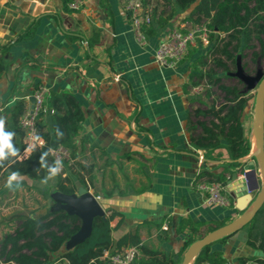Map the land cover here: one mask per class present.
Returning a JSON list of instances; mask_svg holds the SVG:
<instances>
[{
  "label": "crops",
  "instance_id": "0c3cea01",
  "mask_svg": "<svg viewBox=\"0 0 264 264\" xmlns=\"http://www.w3.org/2000/svg\"><path fill=\"white\" fill-rule=\"evenodd\" d=\"M80 1L78 9L63 10L61 0H0V45L10 43L0 55L6 65L0 76V118L5 120V129L15 133L12 143L17 145L19 155L23 133L18 125L20 116L15 117V103L23 101L25 110L30 106L28 98L40 85L58 97L74 99L82 115L74 137L78 169L64 171L74 181L76 191L61 195L99 197L103 215L113 213L109 222L113 243L126 232L134 233L140 245L156 251L152 257L156 256L158 262L172 258L182 264L189 257L187 264H192L201 247L198 241L221 228L209 231L217 221L227 226L253 208L264 183L260 166L248 159L252 148L249 155L239 158L241 166H229L222 148L214 150L211 158L204 156L201 165L197 161L201 149L192 148L187 121H194L193 110L201 108L196 100L199 95H192L190 89L197 79L193 74L201 69L197 58L205 53L196 51L174 68L159 66L153 57L172 29L187 31L198 26L193 17L188 18L190 8L180 10L166 0H144L145 8L154 9L146 27L154 31L146 33L147 42L141 47L130 28L126 0ZM29 26L32 32L16 40ZM196 47L197 43L188 51ZM47 97L46 112L38 119L42 131L50 130V115L56 112L48 109ZM223 168L234 171L226 182L231 207L208 203L193 187L197 174L219 173ZM251 170L255 171L253 175ZM242 171L247 172L246 185L256 183V190L247 191L240 177ZM1 172L5 184L0 189V214L6 216L14 212L12 208L15 212L20 208L17 195L6 205L8 193L18 187L21 195L24 184L37 193L40 180L19 173L9 189L5 185L13 172ZM77 174L84 183L77 181ZM46 178L56 190L55 179ZM240 203L242 207L238 208ZM64 205H54L47 211ZM184 218L201 226L196 234L199 239L180 254L189 236L188 228L177 231ZM164 222L167 230L162 229ZM240 224L225 242L211 245L212 250L222 252L228 264L261 256L245 243L247 226ZM77 242L72 236L52 252L51 264H69L61 255ZM140 256L151 257L148 253Z\"/></svg>",
  "mask_w": 264,
  "mask_h": 264
},
{
  "label": "trees",
  "instance_id": "16d2710c",
  "mask_svg": "<svg viewBox=\"0 0 264 264\" xmlns=\"http://www.w3.org/2000/svg\"><path fill=\"white\" fill-rule=\"evenodd\" d=\"M172 7L180 10L190 8L188 18L193 17L194 25H204L207 30V40L211 42V49L206 55L197 58V64L201 67L196 76L198 80H206L209 85H216L223 92V101L219 104L216 99L204 108L193 110L194 121H187L190 134V144L193 149L203 150L206 158L213 157L214 150L222 148L226 151L229 166H241L243 163L239 158L249 155L251 150L252 126L244 119L246 117V104L249 98L248 92L237 86H228L222 83L223 77H228L229 64L235 68L236 58L241 60L244 51L255 48L254 41L258 44V54L252 53L254 57L264 55V0H166ZM73 0H61L63 10H69V4ZM154 9H150L151 17ZM171 16V13L168 17ZM149 26V25H148ZM143 27L146 34L154 30ZM32 26L19 34L15 39H25ZM10 43L0 45V55L7 51ZM212 53V62L221 68L222 75L214 74L212 68L204 71L208 66L207 55ZM229 63V64H228ZM244 69V66H242ZM6 65L0 56V76L5 72ZM210 93L207 92V95ZM47 107L56 111L50 115V130H39L44 139V145L32 150L24 159H18L17 155H6L0 160V170L13 173H22L31 179L41 180L49 177V169L56 166L50 155L49 148L62 145L68 148L71 155L75 157L77 146L74 142L82 119L81 111L72 98L63 99L54 93L48 94ZM15 117L24 111V102L15 103ZM47 109V111H48ZM44 114V113H43ZM208 118V121L201 120ZM263 118H264V94H263ZM6 132H9L5 129ZM248 159L256 161L254 154ZM79 168H84L79 165ZM234 171L223 168L219 173L201 172L197 174L196 180L207 178L225 185ZM55 189L62 195H73L76 191L74 181L70 177H62L61 173L55 178ZM79 183H84L79 174L76 175ZM113 213L103 216H95L92 219L90 233L80 242L76 243L70 250L62 253L69 264H108L106 260H99L103 250H119L126 246H137L142 253H148L151 257L138 259L140 264H176L172 258L158 262L152 257L156 251L147 250L140 245L136 234L126 232L118 237L113 243L109 222ZM200 222H193L189 218L180 221L177 231L188 228L189 236L183 243L180 254L193 242L199 239L196 234L200 228ZM81 226V219L70 214L64 209H52L40 216L23 217L20 225L12 232H8L0 239V262L3 264H51L50 254L58 251ZM224 221H217L213 228L223 227ZM243 226H247V238L245 243L258 250L261 256H251L239 259V264L247 260L264 264V202L255 214L247 220ZM234 234H224L219 238L200 247L192 264H228L219 250H212L214 242L223 243Z\"/></svg>",
  "mask_w": 264,
  "mask_h": 264
},
{
  "label": "built area",
  "instance_id": "2783aa9c",
  "mask_svg": "<svg viewBox=\"0 0 264 264\" xmlns=\"http://www.w3.org/2000/svg\"><path fill=\"white\" fill-rule=\"evenodd\" d=\"M144 0H126L124 9L130 19V28L133 32L136 42L139 46H144L147 42V36L143 32V27L151 23L150 9L143 5ZM80 0H73L69 4V8L78 9ZM200 31V33H198ZM196 37H199L203 43H208L207 30L204 25H199L193 29L182 31L180 29H172L166 38L155 49L153 57L155 63L161 67H176L187 55L188 47L196 43ZM204 85L198 84L192 86L190 93L192 95H200L204 90ZM49 94L47 87L40 85L32 93L34 98L32 107L28 106L18 118V125L23 133V147L19 152L18 159H24L28 154L44 145V139L39 134L38 119L46 112L45 99ZM49 155L56 165V161L61 160L63 167L61 168V176L66 177L64 170H77L75 158L71 155L68 148L58 145L49 148ZM197 161L201 165L204 161L202 150L197 151ZM246 171H242L240 177L245 181ZM193 187L196 191L204 195L208 203L221 206L231 207L233 202L228 194L226 184L222 185L215 180L200 178L195 180ZM96 200L99 197H95ZM162 229L167 230L166 222L162 224ZM140 251L137 246H126L119 250H103L100 259L106 260L108 264H140L138 259ZM242 264H257L256 261L247 260Z\"/></svg>",
  "mask_w": 264,
  "mask_h": 264
},
{
  "label": "rangeland",
  "instance_id": "374dc122",
  "mask_svg": "<svg viewBox=\"0 0 264 264\" xmlns=\"http://www.w3.org/2000/svg\"><path fill=\"white\" fill-rule=\"evenodd\" d=\"M200 33V31L198 32ZM196 43L197 47L189 49L188 54L185 57H188L192 55V53H195L196 51L204 52L205 55L209 52L211 49V42H208L207 44H203L202 40L199 37H196ZM255 48L248 49L244 51V57L240 60V63L242 66H244V71L249 75H254L256 72L257 67L261 69V71L264 74V55L263 56H257L254 57L252 53L259 52L258 50V44L256 41H254ZM201 54V53H200ZM199 54V55H200ZM212 53L207 55V62L208 66L204 68V71L208 70L209 68H212L214 71V74L216 75H222L221 68L216 67L213 65L212 62ZM229 64V63H228ZM230 72L234 70V67L229 64ZM222 83L228 86H237L241 89L244 88V84L238 80L235 77L228 76L222 78ZM202 84L204 85L203 92L199 95V97L196 98L198 103L200 104L201 108H204L206 105H210L212 100L216 99V102L219 104L223 101V92L216 86V85H209L207 84L206 80H198L195 79L192 81V86ZM257 85L255 88H253L251 91H248L247 97L249 100L246 104V119L245 121L249 124H252V113L254 108V99L257 91ZM207 92L210 93L207 95ZM201 120L208 121V118L201 117ZM252 153H256V149H252ZM256 156V165H259V157ZM1 172V171H0ZM1 174H5V171H2ZM47 180L43 179L40 180V186L37 193H35L34 188L30 185H23L21 189V195L19 192V189H14L12 192H9L8 195L10 196L7 199L6 205H10V201H15V195H17L19 207L18 210L15 212L14 208L12 210L14 212H11L8 215L0 214V238L3 237L5 233H8L11 230H14L16 227H18L21 223V220L26 215H39L43 214L49 207H52L54 205H61V197L62 195L57 193L56 190H53V184L47 180V183H43V181ZM5 183L1 181L0 179V189L3 188ZM14 186H11L13 188ZM8 191V189H6ZM2 199H0V205H2ZM250 210V209H249ZM10 211V209H9ZM2 225V227H1Z\"/></svg>",
  "mask_w": 264,
  "mask_h": 264
},
{
  "label": "water",
  "instance_id": "95a60500",
  "mask_svg": "<svg viewBox=\"0 0 264 264\" xmlns=\"http://www.w3.org/2000/svg\"><path fill=\"white\" fill-rule=\"evenodd\" d=\"M227 74L237 78L244 84L243 92L251 91L253 88H255L256 85L258 86L254 99V108L252 113L253 117L251 124L252 126L251 148H252V140L254 138L256 145V153H251V154L258 155L260 172L264 179V118H263L264 74L259 67H257L254 75L247 74L240 63L239 57H237L235 61V70L228 72ZM28 101L30 103V108H31L34 102L33 96H30L28 98ZM254 172H255L254 170H251L250 174L253 175ZM246 175L247 172H245L244 174L245 178ZM234 176L235 175H233V177ZM246 189L247 191L252 192L257 189V184L256 183H254L253 185L247 184ZM246 198L249 199L250 196L247 194ZM263 202H264V183L262 185L261 191L258 193L255 199L254 206L252 209L247 210L245 213H243L240 216V218L237 219L235 222L227 226H223L213 231L212 233L208 234L204 238L200 239L198 241L199 246H203L207 243H210L216 238L238 229L239 226L241 225L240 223L243 222L244 224L247 220H249L255 214V212L261 207ZM61 203L67 204V206L64 205V207L60 209H64L68 213L74 214L81 219V226L77 231V233L73 235V237L76 238L78 242L83 240L90 233L92 219L95 216H103V210L101 209L98 201L92 195L89 194L84 195L82 197L62 196ZM239 207H242L241 203L238 205V208ZM188 260L189 257H185L182 264H187Z\"/></svg>",
  "mask_w": 264,
  "mask_h": 264
},
{
  "label": "clouds",
  "instance_id": "9594fccd",
  "mask_svg": "<svg viewBox=\"0 0 264 264\" xmlns=\"http://www.w3.org/2000/svg\"><path fill=\"white\" fill-rule=\"evenodd\" d=\"M15 133L13 132H6L5 131V120L0 118V160L5 159L6 155H17V150L14 148L12 144V139ZM63 164L61 160L56 161V166L51 167L49 169V178H55L57 175L60 174L61 168ZM19 173H12L7 180L6 187L11 188L13 181L17 179ZM43 183H47V180L43 181Z\"/></svg>",
  "mask_w": 264,
  "mask_h": 264
},
{
  "label": "bare ground",
  "instance_id": "6f19581e",
  "mask_svg": "<svg viewBox=\"0 0 264 264\" xmlns=\"http://www.w3.org/2000/svg\"><path fill=\"white\" fill-rule=\"evenodd\" d=\"M252 149H256V145H255V140H254V138H253V140H252Z\"/></svg>",
  "mask_w": 264,
  "mask_h": 264
}]
</instances>
